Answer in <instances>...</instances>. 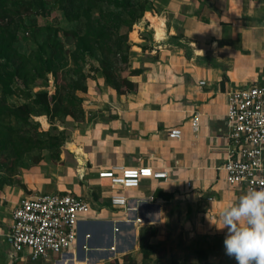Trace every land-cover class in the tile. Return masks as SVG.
<instances>
[{
	"label": "crops",
	"instance_id": "obj_1",
	"mask_svg": "<svg viewBox=\"0 0 264 264\" xmlns=\"http://www.w3.org/2000/svg\"><path fill=\"white\" fill-rule=\"evenodd\" d=\"M143 23L130 36V68L143 69L139 76L129 77L138 85L134 94L139 92V98L116 92V163L110 158L99 160L77 143L69 146L81 174L85 166V172H96L114 165H148L167 170L170 176L166 181L144 180L139 189L126 192L131 198L153 195L155 199L132 212L131 223L123 221L124 209L113 208L110 201L94 202L102 207L109 204L111 209L99 206V212L93 207L80 225L78 260L88 264H103L114 254L118 257L135 238L136 246L141 229L138 218L158 227L181 198L179 191L194 192L191 201L196 206L200 202L196 196L204 193V211L207 207L218 213L245 194L221 179L218 167L228 153L221 130L225 129L227 91L264 86V0H155L153 12L146 13ZM202 81L206 84L201 86ZM196 115L198 130L192 126ZM173 127L183 131L181 140L169 139L168 130ZM69 192L90 201L83 192ZM210 196L216 201L207 202ZM48 261L56 264L57 260Z\"/></svg>",
	"mask_w": 264,
	"mask_h": 264
},
{
	"label": "rangeland",
	"instance_id": "obj_2",
	"mask_svg": "<svg viewBox=\"0 0 264 264\" xmlns=\"http://www.w3.org/2000/svg\"><path fill=\"white\" fill-rule=\"evenodd\" d=\"M132 1L148 3L144 16L148 11L153 12L155 0ZM81 6L83 11L87 7L94 8L92 21L95 25L106 29L110 45L119 42L122 34L129 32L130 37L144 21L143 17L131 31H128V27L122 24V20L127 16L118 15V10L114 6L107 5L100 0H83ZM6 9L9 20L20 25L16 46L22 53L30 55L36 52L38 45L44 43L49 35L56 31L69 57L75 51V37L65 32L77 29L80 24L68 20L61 0H10ZM130 42L131 53L133 43ZM123 46H126L125 42ZM109 57L115 73L117 68L120 80L122 76L132 71L129 63L123 67L120 54H116V47H113ZM101 59L100 52L93 56L80 53L77 63L71 60L65 69L67 81L76 78L74 73L79 70L92 76L87 82L90 88L89 93H76L77 101L86 113L84 119L76 121L63 115L53 118L44 116L48 124L43 126L40 116H32V124L38 126L33 128L16 121L4 108L0 123L20 133L21 149L14 155L7 150H0V178L8 180V185L0 191V200L4 202L0 204V264H52V261L47 260L35 262L17 260L6 240L10 225L8 220L12 209L16 202L24 197L76 190L83 192L88 199L90 198V203L99 212L100 208L111 209L109 204L104 207L100 205L104 200L109 201L112 191L107 183L98 180L99 170L96 172L87 170L81 174L79 170L82 167L79 166L69 146L77 143L83 146L86 152L96 154L99 160L110 158L112 164L116 163V90L112 85L107 84L101 74L91 71V65L102 66ZM125 68L128 70L126 71ZM33 91L34 93L46 91L49 95H54L56 93L54 78L49 75L48 80H39L33 86ZM130 94L131 98H139V92ZM23 103L24 101L15 95L4 98L0 89V106ZM50 137L61 140L63 145L48 150L47 140ZM118 143L121 142L118 141ZM23 184L25 189L22 188ZM178 193L181 198L176 201L172 210L165 213L161 225L157 227L152 223H144V219L137 220L140 222L139 229H141L136 246L133 249L131 245L128 246L124 252H118V257L114 254L108 260H103V264H236L234 258L225 254L223 241L227 229L219 230L217 227L221 226L220 222H211L208 216L212 212L210 208L206 207L207 211H204V205L207 204L203 201L204 193L200 197L196 196L201 202L197 201V206L191 201V194L194 192L179 191ZM93 196L96 201H93ZM97 201L100 203L96 206L94 202Z\"/></svg>",
	"mask_w": 264,
	"mask_h": 264
},
{
	"label": "built area",
	"instance_id": "obj_3",
	"mask_svg": "<svg viewBox=\"0 0 264 264\" xmlns=\"http://www.w3.org/2000/svg\"><path fill=\"white\" fill-rule=\"evenodd\" d=\"M205 84L200 82L201 86ZM226 96L225 129L221 131L228 144V153L218 171L228 187L240 188L246 193L250 187H264V168L254 166L256 161L264 165V86L231 88ZM192 126L198 130V115L194 116ZM182 136L183 131L178 127L168 130L170 140H181ZM169 176V171L148 165H114L98 172V179L107 183L112 191L110 205L126 212L125 223L133 221L132 212L138 211L144 201L155 202L153 195L131 198L126 192L139 189L144 179L166 181ZM191 186L189 182L188 187ZM215 201L216 197L207 198V202ZM92 210L90 201L69 191L24 197L12 211L6 240L21 262L54 258L56 264H88L78 260L77 245L80 225ZM219 214L211 212L209 219L220 222ZM118 231L115 227V232Z\"/></svg>",
	"mask_w": 264,
	"mask_h": 264
},
{
	"label": "trees",
	"instance_id": "obj_4",
	"mask_svg": "<svg viewBox=\"0 0 264 264\" xmlns=\"http://www.w3.org/2000/svg\"><path fill=\"white\" fill-rule=\"evenodd\" d=\"M9 1L0 0V89L4 98L15 95L23 100L24 103L21 105L5 104V107L0 106V119L3 118L4 108L8 110V113L16 121L24 125H30L33 128L38 126L32 124V116H40L43 126L48 124L44 116L53 118L54 116L63 115L76 121L84 119L86 113L83 106L78 103L76 93L89 92L87 82L92 76L79 70L74 73L76 78L67 81L65 77V69L71 60L75 64L77 63L80 53L86 56H93L98 52L102 54V66L91 65V71L101 74L107 84L112 85L118 94L125 95L138 90V85L130 81L129 77L139 76L142 71L132 70L127 75L122 76V80H120L117 68L115 73L109 57L113 47H116V54H120L123 67L128 65L132 46L129 32L122 34L119 42L110 45L107 40L108 33L106 29L103 26L95 25L92 21L94 8L87 7L86 10H81L83 0H61L68 20L80 24L77 29L65 32L67 35L75 37L76 48L70 57L65 51L63 42L59 39L57 31L54 34H50L44 43L39 44L36 52L30 55L22 53L16 46L20 25L9 20L6 14ZM100 1L114 6L118 10V15L127 16V18L122 20V24L128 27V31H131L133 26L144 17L148 4L143 1L135 3L132 0ZM124 42L126 46H123ZM49 75L54 78L56 93L54 95H49L46 91L34 93L33 86L39 80H48ZM20 138L19 132L11 127H4L0 123L1 151L7 150L13 155L17 154L21 149ZM56 139L55 137L48 138V150L59 148L63 145L61 140ZM39 142L43 141L39 140ZM6 185H8V180L0 178V191ZM22 188L25 189L24 184ZM3 203V200H0V204Z\"/></svg>",
	"mask_w": 264,
	"mask_h": 264
},
{
	"label": "clouds",
	"instance_id": "obj_5",
	"mask_svg": "<svg viewBox=\"0 0 264 264\" xmlns=\"http://www.w3.org/2000/svg\"><path fill=\"white\" fill-rule=\"evenodd\" d=\"M255 167L264 168L259 161ZM227 229L223 244L225 254L236 264H264V187H250L238 200L219 214Z\"/></svg>",
	"mask_w": 264,
	"mask_h": 264
},
{
	"label": "water",
	"instance_id": "obj_6",
	"mask_svg": "<svg viewBox=\"0 0 264 264\" xmlns=\"http://www.w3.org/2000/svg\"><path fill=\"white\" fill-rule=\"evenodd\" d=\"M136 239V238H135ZM134 239V241H133V244H131V248L133 249L134 247H135V242H136V240ZM113 240L110 242V246H113ZM125 250H122V252H124Z\"/></svg>",
	"mask_w": 264,
	"mask_h": 264
},
{
	"label": "bare ground",
	"instance_id": "obj_7",
	"mask_svg": "<svg viewBox=\"0 0 264 264\" xmlns=\"http://www.w3.org/2000/svg\"><path fill=\"white\" fill-rule=\"evenodd\" d=\"M78 154H79V156H80V153L78 152ZM82 156V155H81ZM84 171H85V169H84ZM83 174H84V172H83Z\"/></svg>",
	"mask_w": 264,
	"mask_h": 264
}]
</instances>
